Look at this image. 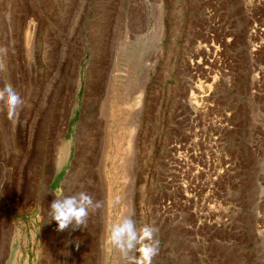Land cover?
Instances as JSON below:
<instances>
[{"label":"rangeland","instance_id":"374dc122","mask_svg":"<svg viewBox=\"0 0 264 264\" xmlns=\"http://www.w3.org/2000/svg\"><path fill=\"white\" fill-rule=\"evenodd\" d=\"M140 1L2 11L0 88L24 107L0 104V134L33 125L68 192L97 187L99 264H119L107 237L128 212L158 230L153 264H264V0Z\"/></svg>","mask_w":264,"mask_h":264},{"label":"crops","instance_id":"0c3cea01","mask_svg":"<svg viewBox=\"0 0 264 264\" xmlns=\"http://www.w3.org/2000/svg\"><path fill=\"white\" fill-rule=\"evenodd\" d=\"M71 1L74 0H28L31 12L26 11V16L33 18L36 11H41L43 18L64 17ZM112 1L115 3L112 13L119 15L125 10L123 2L126 0ZM133 1L138 2L137 11L143 16L142 2ZM13 2L0 0V4H4L0 15L2 11L9 15ZM131 11L133 16H138L129 5ZM137 22V33L141 35L146 28ZM33 129V125L26 124L25 128L12 131L9 137L5 132L0 134V140L10 139L7 156L0 153V264H99V258H103L107 249L104 238L108 220H99L95 211L90 214L86 228L63 232L56 230L55 221L49 222V206L55 196L72 193L67 191L68 185L61 183L66 178L61 176L62 164L56 165L50 173V155L34 154ZM86 184L91 186L90 181ZM84 192L99 200L97 187Z\"/></svg>","mask_w":264,"mask_h":264},{"label":"clouds","instance_id":"9594fccd","mask_svg":"<svg viewBox=\"0 0 264 264\" xmlns=\"http://www.w3.org/2000/svg\"><path fill=\"white\" fill-rule=\"evenodd\" d=\"M0 55L6 56L7 49H0ZM4 65L0 63V69ZM0 104L4 106L9 119H18L24 107V100L11 83L0 88ZM49 206V222L55 221L57 231H73L86 228L91 213L102 207V203L84 191L71 195H56ZM134 212L121 216L112 225L107 237L108 243L119 254V264H153L159 255L160 241L156 237L157 229L150 225L137 226ZM79 247V241L76 242ZM139 252V257L136 253Z\"/></svg>","mask_w":264,"mask_h":264},{"label":"bare ground","instance_id":"6f19581e","mask_svg":"<svg viewBox=\"0 0 264 264\" xmlns=\"http://www.w3.org/2000/svg\"><path fill=\"white\" fill-rule=\"evenodd\" d=\"M211 37H213L212 35H211ZM123 169V168H122ZM143 184V183H142ZM144 186V185H143Z\"/></svg>","mask_w":264,"mask_h":264}]
</instances>
